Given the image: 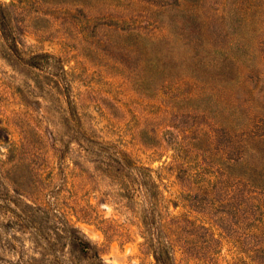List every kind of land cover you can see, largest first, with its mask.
I'll return each instance as SVG.
<instances>
[{
    "label": "rangeland",
    "instance_id": "rangeland-1",
    "mask_svg": "<svg viewBox=\"0 0 264 264\" xmlns=\"http://www.w3.org/2000/svg\"><path fill=\"white\" fill-rule=\"evenodd\" d=\"M171 1L0 0L1 255L67 220L108 264H264V0H195L197 38Z\"/></svg>",
    "mask_w": 264,
    "mask_h": 264
},
{
    "label": "trees",
    "instance_id": "trees-1",
    "mask_svg": "<svg viewBox=\"0 0 264 264\" xmlns=\"http://www.w3.org/2000/svg\"><path fill=\"white\" fill-rule=\"evenodd\" d=\"M175 2L177 3L175 6L179 21L183 26L192 30L197 38L196 22L199 21L200 14L198 13V9H194L195 0H172L164 5L168 7L171 4L174 5ZM182 2L186 5L185 7L180 5ZM161 7H163V5ZM3 10L4 8L0 4L1 26L5 19ZM176 24H178V22H176ZM262 172L264 171L254 169L251 171V176L260 173L261 177L264 179ZM247 174L250 175L246 172L243 176ZM243 179L251 183V180H249L250 178ZM253 185L257 189L264 190V184L255 183ZM27 205L29 206V204ZM8 237L15 238L12 234H8ZM36 238L37 240H35L33 244V252L30 255H25L23 250H18L17 244L10 242L11 239L7 240V249L11 251V253H15L14 255H17V258L13 260L0 254V264H108L102 258L98 244L93 242L83 231L67 220H64L58 229H56L55 226H53L52 229L48 227V232H45L43 235H36ZM150 241H152V238ZM154 257L157 264H171L169 260V250L167 246L163 245L160 241L158 249L154 252Z\"/></svg>",
    "mask_w": 264,
    "mask_h": 264
}]
</instances>
